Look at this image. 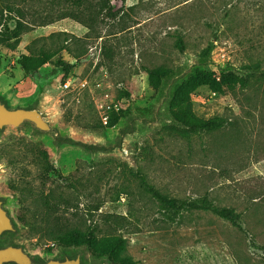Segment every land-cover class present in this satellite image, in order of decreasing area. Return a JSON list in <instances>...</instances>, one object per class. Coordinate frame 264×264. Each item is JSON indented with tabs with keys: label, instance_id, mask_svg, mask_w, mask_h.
Wrapping results in <instances>:
<instances>
[{
	"label": "rangeland",
	"instance_id": "1",
	"mask_svg": "<svg viewBox=\"0 0 264 264\" xmlns=\"http://www.w3.org/2000/svg\"><path fill=\"white\" fill-rule=\"evenodd\" d=\"M0 1L2 9L23 12L19 18L4 9L0 28L8 20L13 29L18 18L27 26L14 48L0 45V98L9 108L35 104L50 127L0 130V149L9 151L0 156V201L16 225L0 235L1 248L19 247L40 264L76 256L83 264H110L85 248L55 246L48 235L103 228V216L111 214L128 220L116 229L139 264H264V0H107L111 16L95 1L81 9L65 0ZM58 33L60 40L48 37ZM61 45L71 65L68 89L59 83L60 70L45 65L29 76L16 63L28 48ZM161 66L169 74L154 94L147 70ZM200 69L216 80L233 73L244 84L218 94L199 87L191 97L194 113L219 117L223 127L175 139L167 130L172 91ZM121 90L130 97L119 98ZM114 103L124 114L102 129L101 108ZM20 138L42 146L62 174L76 172L77 189L45 204L48 188L37 180ZM136 173L170 197H206L234 210L246 232L210 212L167 219L139 188ZM24 211L36 216L32 227L17 223L16 213Z\"/></svg>",
	"mask_w": 264,
	"mask_h": 264
},
{
	"label": "trees",
	"instance_id": "2",
	"mask_svg": "<svg viewBox=\"0 0 264 264\" xmlns=\"http://www.w3.org/2000/svg\"><path fill=\"white\" fill-rule=\"evenodd\" d=\"M71 4V6L81 9L88 5L90 1H95L99 10L106 9L108 16H111L112 9L107 6V0H65ZM1 3V1H0ZM6 9L8 12L16 11L19 18L23 17V12L20 9H16L7 4L3 9L0 8V26L3 18V11ZM73 19H77L75 13L68 14ZM15 20V27L13 29L8 28L7 22L4 21L0 28V45L14 48L20 39V36L25 32L27 26L20 21ZM13 20V19H12ZM64 34H51L48 37L56 36L59 38ZM65 38L62 39V43H65ZM176 47L182 50L183 42L180 37L176 39ZM27 54H22L17 58V65L20 69L29 76H35L39 74L40 69L45 65H50L56 70H60L62 77L59 80L60 84L66 79V75L71 68L66 61L61 57V51L64 49L63 45L57 48H45L40 46L36 49L28 48ZM209 52V48L206 53ZM148 85L152 92L155 94L158 92L161 81L169 74V70L165 67H156L147 70ZM216 80L213 74L200 69L197 70L186 81H182L177 84L171 94L168 103V116L170 125L167 127L170 136L175 139L190 141L195 136L200 134L213 133L223 127V120L219 117L204 119L198 117L192 108L191 97L193 93L202 86H207L211 92L218 94L222 92V87L231 89L235 85H243L244 80L237 75L227 72L221 73ZM119 98L130 97V94L126 90H121ZM0 100L8 107L3 99ZM35 104L25 107V109H32ZM124 112L122 109L117 112L111 111L108 114V120L106 125L99 124L102 129L111 128L115 126ZM20 145L24 146L26 151L25 157L28 162L34 165L37 169V180L42 188L47 187V194L42 197L45 204L55 197H62L65 190H76L79 180L76 172L70 174H62L50 161V157L47 151L37 143L20 138L18 140ZM92 148L91 146H88ZM8 150L5 148L0 149V156H6ZM135 177L138 179V185L141 190L150 196L154 200L164 216L167 219L181 218L183 212H210L217 217L228 221L232 226L236 227L241 232H246L243 228L240 220V214H237L230 208H219L214 206L211 201L206 197L198 199H181L173 198L165 193H162L150 183H148L145 177L141 173H136ZM24 195V194H21ZM21 204H26V197L20 196ZM28 209V207H25ZM8 214V213H7ZM10 217V216H9ZM36 216L29 215L28 211L17 212L15 219L21 226L32 227ZM13 227L16 228L14 221L11 219ZM102 222L103 228L97 225L87 226L84 230L73 227L66 230H58L57 232L49 233L48 237L55 246H60L66 249H80L85 248L90 256L95 260H107L110 264H139L134 260L127 252L126 239L118 232L116 228H123L129 224L128 220L123 216L118 215H106L103 216ZM252 241V240H251ZM253 243V241H252ZM1 248V247H0ZM260 249L264 252V246H260ZM81 262V261H80ZM82 263V262H81ZM40 264V263H39ZM83 264V263H82Z\"/></svg>",
	"mask_w": 264,
	"mask_h": 264
},
{
	"label": "water",
	"instance_id": "3",
	"mask_svg": "<svg viewBox=\"0 0 264 264\" xmlns=\"http://www.w3.org/2000/svg\"><path fill=\"white\" fill-rule=\"evenodd\" d=\"M25 123H31L34 128L40 132H48L49 124L36 108H9L0 100V130L11 127L18 129ZM14 227L7 211L3 208V202L0 201V235L5 232L13 231ZM39 264L33 262L25 252L19 247L0 248V264ZM43 264H82L79 256L73 259L65 258L63 260H48Z\"/></svg>",
	"mask_w": 264,
	"mask_h": 264
},
{
	"label": "built area",
	"instance_id": "4",
	"mask_svg": "<svg viewBox=\"0 0 264 264\" xmlns=\"http://www.w3.org/2000/svg\"><path fill=\"white\" fill-rule=\"evenodd\" d=\"M69 86H70V80L67 79L63 82L62 87L63 89H68ZM101 109H103L102 116H101L102 123L106 125L107 120H108V113L111 111L117 112L119 110V107L117 104L114 103L112 105L102 106Z\"/></svg>",
	"mask_w": 264,
	"mask_h": 264
}]
</instances>
